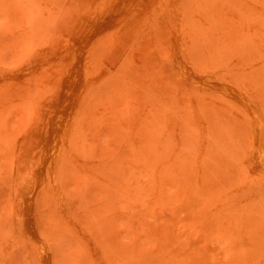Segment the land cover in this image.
Listing matches in <instances>:
<instances>
[{
    "label": "rangeland",
    "instance_id": "rangeland-1",
    "mask_svg": "<svg viewBox=\"0 0 264 264\" xmlns=\"http://www.w3.org/2000/svg\"><path fill=\"white\" fill-rule=\"evenodd\" d=\"M216 82L257 105L264 145V0H0V264H42L27 183L54 264H264L253 122Z\"/></svg>",
    "mask_w": 264,
    "mask_h": 264
},
{
    "label": "bare ground",
    "instance_id": "bare-ground-1",
    "mask_svg": "<svg viewBox=\"0 0 264 264\" xmlns=\"http://www.w3.org/2000/svg\"><path fill=\"white\" fill-rule=\"evenodd\" d=\"M109 25H106V26H109ZM173 66L176 68L178 72L177 74L181 80H186L188 82L196 83V84L203 83V79L198 74H196L192 70V68L189 66V64L182 58L179 46L176 47V53L174 54V57H173ZM82 78L83 76L81 74H77V75L72 76L71 80L76 79L77 81V80H82ZM208 87L211 89H214L215 91H221L224 94L228 95L235 103H237L250 116V119L253 122V128L255 130V139H254L255 160H256L257 165L261 169H264V145L262 143V139L259 134L261 129L263 128V122L260 118V111L257 105L251 100V98L248 95H246L244 92L236 89L235 87L231 85H222L216 82L212 86H208ZM88 89H90V87ZM87 92H89V90ZM58 108H61V109L67 108L68 111H70L71 113L74 111V107L72 105L70 107H67L66 104H63V103L56 105L53 109L56 110ZM53 116L54 114L49 115V117L44 116L42 118L43 121L40 124L41 127L40 129H38L39 130V141L43 144V148H44L43 159L45 162L50 160V157L53 151L55 149H59L63 141V136L58 131L59 130L58 127H62V124L59 125ZM53 165H55V162L53 163ZM35 178L36 176L33 177L30 183L34 182ZM52 185L53 187L56 186L54 175H52ZM35 193L36 192L34 189L33 190L30 189L28 183L24 185L22 194L18 196L17 198V207L19 209L18 211L20 214V218L25 225V228L29 231V233L34 238V240H36V242L38 241L39 258H40L41 263L42 264H54V260L52 256V249L50 248V245L41 241L38 238V235L35 230L34 219H33L34 217L33 212H34V207H35L34 205Z\"/></svg>",
    "mask_w": 264,
    "mask_h": 264
}]
</instances>
